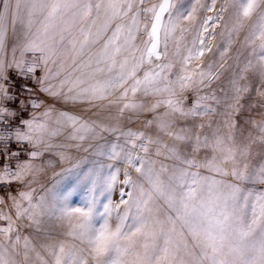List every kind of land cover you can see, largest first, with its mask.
Listing matches in <instances>:
<instances>
[{"label": "snow or ice", "instance_id": "6c2138e0", "mask_svg": "<svg viewBox=\"0 0 264 264\" xmlns=\"http://www.w3.org/2000/svg\"><path fill=\"white\" fill-rule=\"evenodd\" d=\"M201 11L215 15L201 18ZM18 26L20 58L14 46L6 59L9 30ZM221 27V61L232 37L246 34L233 58L222 123L201 135L203 123L179 124L216 112L207 101L221 103L211 84L224 63L201 67ZM170 41L176 56L187 49L175 75ZM9 69L31 83L17 85ZM253 81L264 109V0H223L218 10L217 0L147 7L145 0H0V188L11 203L10 211L0 209V264H264V191L250 186H264V111L260 120L244 121L256 135H245L236 120ZM190 92L195 99L186 107ZM56 103L98 110L85 119ZM141 117V130L128 127ZM73 149L94 159L66 182L82 163ZM65 163L71 167L54 173L60 179L41 183L46 169ZM14 184L21 186L15 194Z\"/></svg>", "mask_w": 264, "mask_h": 264}, {"label": "rangeland", "instance_id": "374dc122", "mask_svg": "<svg viewBox=\"0 0 264 264\" xmlns=\"http://www.w3.org/2000/svg\"><path fill=\"white\" fill-rule=\"evenodd\" d=\"M160 0H145V6H150L151 4L154 3H159ZM185 4L190 3L191 0H184ZM201 3H208V0H201ZM223 3V0H217V10L219 9L220 5ZM215 15L214 12H205V11H201L199 13V16L201 18H203L204 16H213ZM146 21V17H141L140 19V27L141 30H143L144 28V24ZM125 23H130V21H125ZM186 26V24H185ZM149 28H150V24H149ZM222 31V27L221 28H217L216 29V36L215 39L212 40V51L211 52H206L205 56L203 57V63L201 64V67H203L204 69H207V65L208 64H213L215 66V68H219L220 63H224V68L220 71V77L218 80L213 81V83L211 84V89L215 90V94L217 99H219L221 101L220 104H217L215 100H209L207 101V104H209L212 108L216 109V112L211 113L210 115L207 116H203V117H196V118H188L187 120H182L180 121L179 126H189V127H193V125H197L200 123H203L205 125V127L201 130V135L204 134H208L210 133V131L212 129H215L218 125H220L222 123L223 117L220 115V113H222L224 111V103H223V98L225 95V92H228V94L230 95V84H229V80L232 78V72L234 69V57L237 54V51L240 49L241 46V42L243 41L244 35L246 34V29L244 31H241L239 36H233L232 40H233V44L232 47L228 53V55L225 57L224 61L220 60V51H223V46H224V39L221 37L220 33ZM177 36H179V31L176 33ZM147 39V35L143 33L139 36L138 40H137V44L142 48L144 41ZM22 40V34H21V29L19 28V26L17 27V31L15 34L12 33L11 29L9 30L8 33V37L6 40V46H5V52H4V56L6 59H11L13 53H12V49L14 46H17L21 43ZM192 40V35L188 34L185 37L184 43L188 44L190 46V42ZM96 49H94L95 51ZM162 50V49H161ZM176 49H175V44L173 42H169V54H170V59L172 60V62L174 63V68L172 69L173 74H178L180 71V68L182 66V58L183 56L187 55V49H182L181 53L179 56L174 55ZM20 52H21V47L17 46L16 47V52L15 55L16 57L19 59L20 58ZM25 60L26 61H30L32 56L31 53H25ZM200 61H193L192 66L195 67L196 64H200ZM15 71V69H9V76L11 77L12 72ZM38 76L41 75L40 70H37L36 73ZM251 73H249V79H251ZM246 83V81H241V84ZM33 87H35L34 85H32ZM87 86V85H85ZM258 86L257 81H253L252 83V90L245 94V98L242 100V103L244 104V108L241 110V113L236 117L237 123L239 127H242L244 129L245 135L247 134L248 131H253V135H256L255 131L252 130L251 128V124H245L244 121L245 120H260L261 119V115L260 113L262 111H264V109H261L259 107V104L261 103L259 96L256 93V87ZM209 94V89H203L201 92V95H207ZM119 93H116L115 96L110 97V99H116V96H118ZM188 101L186 104V107H190L193 100L195 99V94L194 93H188ZM140 97H138L139 99ZM41 99H47V97H44L43 95H41ZM48 103L51 104L52 101L48 100ZM105 104L107 103V101L104 102ZM255 104L256 107H252L250 108L249 106ZM55 108L57 110H63V111H67L70 112L71 114L77 115V116H81L85 119L88 118H95L91 116L92 112H96L98 109L97 108H91L88 104H76L73 105L71 103L65 105L63 103H56L55 104ZM90 109V111H89ZM110 111H112L113 113H115V108H111L109 109ZM43 111V107H41L40 109L37 110V112H42ZM57 115V112L53 113V117H55ZM127 115V114H126ZM25 117L27 118V114H25ZM145 117H141L139 121H136L135 123L129 124L128 127L132 128L133 130H141L142 126H143V122H144ZM211 124V129L208 127V125ZM70 131V129H69ZM227 129H222V134H226L227 133ZM238 137H239V132L237 133ZM62 137H58L56 138L57 142L59 140H61ZM167 139V138H166ZM254 151L259 152L260 148L259 146H254ZM73 155L82 160V163L80 165V167L78 169H75L72 173L70 174H66L65 175V180L66 182H71L72 180H74L78 175L82 174L84 171L87 170V168L91 167L92 164V160L94 159V157L91 156L90 153H85V152H76L74 149L72 150ZM201 156L204 155V153H200ZM49 158L48 154L46 153L44 157L39 158L35 161V163L40 164L43 163L44 161H46ZM28 156L26 153H21L20 155V160H27ZM260 161V157L259 155H256L253 158V163L256 164ZM15 160H13L12 162V166H15ZM71 167V163H65V164H57V166H55L54 168H48L46 169L45 173L42 174V179H41V183L45 184V185H50L51 182L60 179V177L55 176L54 173H60L62 172L63 169L66 168H70ZM136 173L133 172V177H135ZM121 180L123 179V175L121 173L120 177ZM251 187H254L257 191H264V186L262 185H250ZM20 185L19 184H14L11 187V192L13 194L16 193V191L18 189H20ZM32 187L37 189V193L38 194H42V188L40 186V184H34ZM0 197H3L5 200V203L3 205H0V209H2L5 212L10 211L11 209V203L10 201H8L7 196H8V189H4V188H0ZM126 198V197H125ZM103 199V198H102ZM113 200L116 201L118 200V188L116 193H114L113 195ZM79 201V196L74 197V202H78ZM14 216V212L12 213ZM54 224V226H56L60 231H63V228H60L58 222H51Z\"/></svg>", "mask_w": 264, "mask_h": 264}, {"label": "built area", "instance_id": "2783aa9c", "mask_svg": "<svg viewBox=\"0 0 264 264\" xmlns=\"http://www.w3.org/2000/svg\"><path fill=\"white\" fill-rule=\"evenodd\" d=\"M11 78L13 79V81H14L17 85L22 84V83H26V82H27V83H31V81H24V80L17 79V78H16L15 71L12 72ZM29 111H31V110H29ZM11 146H12L13 149H15V147H16L15 144H12ZM2 163H3V160H2V158H0V164H2ZM0 190H1V189H0Z\"/></svg>", "mask_w": 264, "mask_h": 264}]
</instances>
